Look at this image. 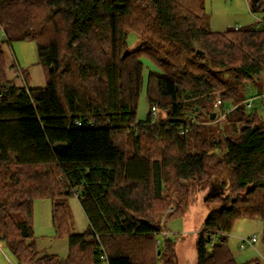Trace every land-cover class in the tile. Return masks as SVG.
<instances>
[{
    "label": "trees",
    "instance_id": "obj_1",
    "mask_svg": "<svg viewBox=\"0 0 264 264\" xmlns=\"http://www.w3.org/2000/svg\"><path fill=\"white\" fill-rule=\"evenodd\" d=\"M249 8L264 14V0ZM15 41L36 43L44 87L30 88L26 72L25 87L7 78L3 45ZM141 57L158 70L137 123ZM263 73L264 24L213 32L203 0H0V241L17 264H177L175 242L157 243L160 214L173 205L169 217L181 216L193 191L217 185L196 264H237L227 238L236 222L264 223V121L245 104ZM72 196L83 234L71 233ZM41 197L57 233H69L65 259L32 240Z\"/></svg>",
    "mask_w": 264,
    "mask_h": 264
},
{
    "label": "rangeland",
    "instance_id": "obj_2",
    "mask_svg": "<svg viewBox=\"0 0 264 264\" xmlns=\"http://www.w3.org/2000/svg\"><path fill=\"white\" fill-rule=\"evenodd\" d=\"M207 14V24L213 32H225L228 29L245 28L262 25L259 20L264 19V14H253L249 8V0H203ZM127 43L130 49L138 45V37L130 32ZM3 51L7 62V78L18 87H25L26 82L23 73L26 72L28 86L40 88L46 85V76L43 67L40 65L37 45L34 41H15L5 43ZM144 64L143 88L138 101L136 122L146 121L150 112V105L147 97V81L151 71H157L156 65L148 58L141 57ZM248 99H252V108L249 112L256 114L261 121H264V98L259 97L264 93V73L262 79L256 83L248 84L246 88ZM231 109V104L225 105ZM219 114V108H215ZM165 113L159 112V117ZM195 121V120H194ZM219 121V120H218ZM215 124H218L217 122ZM224 124H221L223 128ZM219 191L207 187L202 191H193L187 199V206L181 216L170 218L169 215L175 211V206L169 205L160 214V225L163 232L167 233L162 239L170 238L174 244L177 264H196V245L200 232L210 212L218 208V204L212 200L213 195ZM69 223L71 233L83 234L88 230V219L82 209L77 196H72L67 202ZM170 218V219H169ZM33 242L40 255H56L65 259L69 252V233L58 234L52 221V201L50 198L41 197L34 202L33 217ZM254 235L258 238L253 247L246 246L240 249L241 243L251 239ZM230 251L233 253L237 264L248 261L260 260L264 263V223L260 218H243L236 222V225L227 236ZM156 247L158 245L156 243ZM160 253V251L158 252ZM0 264H17V260L6 244L0 241Z\"/></svg>",
    "mask_w": 264,
    "mask_h": 264
},
{
    "label": "built area",
    "instance_id": "obj_3",
    "mask_svg": "<svg viewBox=\"0 0 264 264\" xmlns=\"http://www.w3.org/2000/svg\"><path fill=\"white\" fill-rule=\"evenodd\" d=\"M259 22H260L261 24H264V19L259 20ZM235 29H238V27H236ZM259 97L264 98V93L260 94ZM245 104H246L247 109H250V108L252 107V99H248L247 101H245ZM221 105H222V102H221L220 100H217L216 103H215V107H220ZM233 109H234V107L231 108V109H226V113L231 112ZM151 111H152V114H153L154 119H155V118L157 117V115H158V110L156 109V107H152ZM226 113H225V114H226ZM225 114H222L221 118H223ZM192 122H195V121L192 120ZM154 123H155V120L152 121V124H154ZM75 124H76L77 126H79V127L82 126V123L79 122V121H76ZM90 126L92 127V124H91ZM183 132H184V130H182V133H183ZM162 235H164L165 237L168 236L167 233H164V234H162ZM257 239H258V238L254 235L253 238L246 240L245 243H241V245H240V249H241V248L243 249V248H245L246 246H251V247H253V245L255 244V242L257 241ZM157 243L160 244L159 240L157 241ZM212 244H213V243H212ZM212 244H211V245H212ZM101 258H102V260H105V261L107 260V257H106L105 255H103Z\"/></svg>",
    "mask_w": 264,
    "mask_h": 264
},
{
    "label": "water",
    "instance_id": "obj_4",
    "mask_svg": "<svg viewBox=\"0 0 264 264\" xmlns=\"http://www.w3.org/2000/svg\"><path fill=\"white\" fill-rule=\"evenodd\" d=\"M128 53H129V50H126L125 53H124V57L127 56ZM215 117H216V114L214 113L212 115L211 119L213 120ZM55 149L57 150V152L59 154H63L66 151V149H67V145L66 144H63V143H60V144H57L55 146ZM232 202H235V199H233Z\"/></svg>",
    "mask_w": 264,
    "mask_h": 264
},
{
    "label": "flooded vegetation",
    "instance_id": "obj_5",
    "mask_svg": "<svg viewBox=\"0 0 264 264\" xmlns=\"http://www.w3.org/2000/svg\"><path fill=\"white\" fill-rule=\"evenodd\" d=\"M217 189V185H214L213 187H212V190H216Z\"/></svg>",
    "mask_w": 264,
    "mask_h": 264
}]
</instances>
